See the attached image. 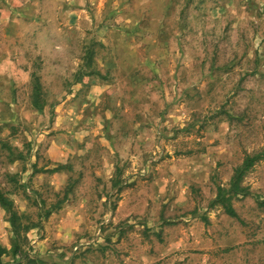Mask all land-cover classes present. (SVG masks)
I'll use <instances>...</instances> for the list:
<instances>
[{"label": "clouds", "instance_id": "9594fccd", "mask_svg": "<svg viewBox=\"0 0 264 264\" xmlns=\"http://www.w3.org/2000/svg\"><path fill=\"white\" fill-rule=\"evenodd\" d=\"M0 194V264H264V0H0Z\"/></svg>", "mask_w": 264, "mask_h": 264}, {"label": "trees", "instance_id": "16d2710c", "mask_svg": "<svg viewBox=\"0 0 264 264\" xmlns=\"http://www.w3.org/2000/svg\"><path fill=\"white\" fill-rule=\"evenodd\" d=\"M0 202H4V203H7L5 200H4V197L2 194H0Z\"/></svg>", "mask_w": 264, "mask_h": 264}, {"label": "rangeland", "instance_id": "374dc122", "mask_svg": "<svg viewBox=\"0 0 264 264\" xmlns=\"http://www.w3.org/2000/svg\"><path fill=\"white\" fill-rule=\"evenodd\" d=\"M189 3H191V0H188ZM73 22L75 21V17L72 18ZM5 147H7V145H4Z\"/></svg>", "mask_w": 264, "mask_h": 264}]
</instances>
